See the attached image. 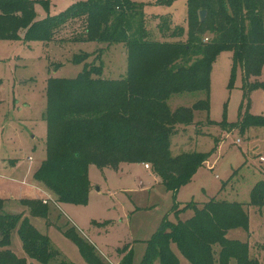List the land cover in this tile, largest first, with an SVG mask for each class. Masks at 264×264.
<instances>
[{
    "label": "trees",
    "instance_id": "trees-1",
    "mask_svg": "<svg viewBox=\"0 0 264 264\" xmlns=\"http://www.w3.org/2000/svg\"><path fill=\"white\" fill-rule=\"evenodd\" d=\"M186 1V39L182 40L183 29L174 26L169 16H157V29L169 40H153L145 29L144 4L134 0L77 1L40 20L35 17V5L48 13L50 0H0V41L92 42L107 49L122 44L126 50V72L119 79H103L101 67L77 55L72 63H83V68L75 78L46 81L45 159L33 179L54 193L57 202L86 204L90 165L100 169H116L122 163L148 165L173 194L190 182L207 156L193 153L172 158L169 140L177 125H191L195 111L208 112L210 72L222 51L230 52L233 62L240 64L243 90L241 118L238 123H224L225 131L238 129L244 134L250 128H264V117L249 113L250 94L264 90V82H250L264 66V0ZM202 10L207 14L200 22ZM65 33L67 40L62 37ZM195 92H203L205 99L190 108L169 109L172 95ZM21 202L30 207L32 217L47 218V208L38 201ZM249 206L264 207V180L252 187ZM173 208L175 213L189 208L193 213L183 221L162 222L147 242L140 264L157 260L179 264L171 245L190 264H259L249 256L247 242L226 237L230 230L248 228L242 204L213 197L199 207L188 203L182 210L177 205ZM14 230L29 263L9 250ZM64 235L87 263L105 264L82 238L67 230ZM119 254L118 264H131L128 247ZM58 255L27 217L5 213L0 200V264H49Z\"/></svg>",
    "mask_w": 264,
    "mask_h": 264
},
{
    "label": "rangeland",
    "instance_id": "rangeland-1",
    "mask_svg": "<svg viewBox=\"0 0 264 264\" xmlns=\"http://www.w3.org/2000/svg\"><path fill=\"white\" fill-rule=\"evenodd\" d=\"M77 1L83 0H50L48 13L37 4L35 17L40 20L57 14ZM134 1L144 4L145 29L151 39L169 40L161 37L157 16H169L174 26L183 29L182 40L186 39V0ZM22 35L23 31L20 38ZM68 35L62 37L67 40ZM74 56L101 67L103 79L116 80L125 75L126 50L122 44L107 49L105 44L92 42L0 41V161H13L6 168L0 166L2 210L27 217L48 238L51 249L59 254L49 264H89L77 245L64 235L66 230L82 238L105 264H118L122 258L119 252L125 247L131 250V264H140L147 242L162 222L186 220L193 211L182 210L185 204L199 207L213 197L242 204L248 215V228L231 231L226 237L248 241L249 256L264 264V207L249 206L252 187L264 180V161H259L260 156L264 157V128H250L244 134L238 129H224V123L239 122L243 102L242 70L239 63L233 62L231 53L222 51L212 64L208 112L195 111L191 125H177L169 140L172 158L193 153L207 156L190 182L173 194L150 166L122 163L116 169H100L90 165V190L85 205L59 203L54 193L33 179V172L45 159L46 81L49 77L75 78L83 63L73 64ZM254 81L264 82V66L258 78L250 79ZM203 99V92L182 93L172 95L167 104L174 111L190 108ZM249 113L264 117V90L256 89L250 94ZM28 184H33L36 192ZM21 200L38 201L47 208V218L32 217L30 207ZM174 205L182 211L175 213ZM171 249L179 264H190L175 245ZM9 250L19 258L26 257L16 230L11 232Z\"/></svg>",
    "mask_w": 264,
    "mask_h": 264
},
{
    "label": "crops",
    "instance_id": "crops-1",
    "mask_svg": "<svg viewBox=\"0 0 264 264\" xmlns=\"http://www.w3.org/2000/svg\"><path fill=\"white\" fill-rule=\"evenodd\" d=\"M260 157H263V156H260ZM7 164H8V165H7ZM4 165H5V166H4ZM10 165H13V161H9L8 163H4V162H1V161H0V166H3V167L6 168V166H10ZM144 166H145V165H144ZM38 167H39V166H38ZM38 167H37V168H38ZM37 168H36V170H37ZM11 169H13V167H12ZM11 169H10V170H11ZM36 170H35V171H36ZM35 171H34V172H35ZM34 172H33V174H34ZM6 179H7V178H6ZM34 181H35V180H34ZM36 183H38V182H36ZM20 184H21V186H27V184H24V182H20ZM38 184H40V183H38ZM28 186H29V189H31V190L34 189V191L36 192L37 189L33 187V184H31V185L28 184ZM22 195H23V194H22ZM0 196H2V195H0ZM5 196H6V195H5ZM235 230H237V229H235ZM231 231H234V230H230V231H228V233H227L226 236H228L229 232H231ZM232 238H233V237H232ZM230 240H233V239H230ZM247 243H248V246H249V248H250V245H249V242H248V241H247ZM249 255H250V254H249Z\"/></svg>",
    "mask_w": 264,
    "mask_h": 264
},
{
    "label": "water",
    "instance_id": "water-1",
    "mask_svg": "<svg viewBox=\"0 0 264 264\" xmlns=\"http://www.w3.org/2000/svg\"><path fill=\"white\" fill-rule=\"evenodd\" d=\"M206 11L205 10H202V11H200L199 13H198V19H199V21L200 22H203L204 21V19H205V17H206Z\"/></svg>",
    "mask_w": 264,
    "mask_h": 264
},
{
    "label": "built area",
    "instance_id": "built-area-1",
    "mask_svg": "<svg viewBox=\"0 0 264 264\" xmlns=\"http://www.w3.org/2000/svg\"><path fill=\"white\" fill-rule=\"evenodd\" d=\"M205 41H207V39H205ZM237 142H239V140H237ZM259 161L263 162L264 161V157H259ZM145 168H148V165H145Z\"/></svg>",
    "mask_w": 264,
    "mask_h": 264
}]
</instances>
